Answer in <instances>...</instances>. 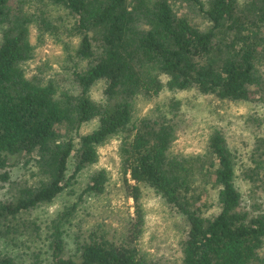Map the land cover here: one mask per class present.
<instances>
[{
	"label": "trees",
	"instance_id": "trees-1",
	"mask_svg": "<svg viewBox=\"0 0 264 264\" xmlns=\"http://www.w3.org/2000/svg\"><path fill=\"white\" fill-rule=\"evenodd\" d=\"M32 28L78 40L66 75L27 76ZM186 90L259 103L252 141L231 147L216 126L202 152H175ZM139 99L154 101L141 117ZM115 136L133 214L86 223L84 196L108 191L97 169L75 201L41 215ZM144 188L182 223L177 264H264V0H0V240L19 249L0 264H25L22 246L31 264H170L141 246Z\"/></svg>",
	"mask_w": 264,
	"mask_h": 264
},
{
	"label": "rangeland",
	"instance_id": "rangeland-1",
	"mask_svg": "<svg viewBox=\"0 0 264 264\" xmlns=\"http://www.w3.org/2000/svg\"><path fill=\"white\" fill-rule=\"evenodd\" d=\"M179 8L183 14H191L184 5ZM31 40L36 45V50L34 58L25 64L27 76L41 75L47 78H56L60 75H66L65 67L71 60L69 55H74L78 47V40L65 36H61L60 40H56L48 35L40 40L35 28L31 29ZM101 89L102 84H99L96 88L97 94L100 93ZM165 95L170 94L164 93ZM175 95L182 99L184 107L188 111L187 118L189 122L185 132L180 133L175 141L173 146L175 152H202L212 129L216 126L224 130L231 147L239 148H245L258 131V122L255 123L256 121L252 120L251 117L263 112L259 107V103L219 100L215 96L199 94L193 90L178 91ZM153 103V100L139 99L137 102V116L145 115L153 106ZM95 125L92 122L84 126L82 130L83 132L90 131ZM259 129L261 131L262 128ZM118 150L119 138L117 136L110 138L100 147L98 162L82 173L72 194L60 195L53 203L46 205L40 214L44 217H50L62 205L67 203L69 205L75 201L77 196L81 192L83 193L89 175L97 169L107 171L108 191L98 197L93 195L84 196L86 199L84 206L88 207L91 213V215L86 216V223L91 224L98 220L100 222L106 221L108 227H111V225H115L120 221L117 220L118 217L127 216L129 212L133 214V199L127 198L121 188L123 177ZM11 170L13 175L19 173L17 167H13ZM212 195L214 196L213 193ZM143 204L146 209L147 223L141 246L147 253L159 256L170 262V264H177L180 257L178 242L182 228L180 219L169 211L166 204L152 189L144 188ZM78 217L72 222V231H77L82 227V211L78 213ZM71 246L73 247L70 239L69 248ZM18 250V247L13 246V244H5L0 240V253L13 251L17 254ZM25 253V248L22 246L21 254L24 255L22 260L25 264H31L33 259ZM42 257L46 259L44 264H49V256L43 255Z\"/></svg>",
	"mask_w": 264,
	"mask_h": 264
}]
</instances>
